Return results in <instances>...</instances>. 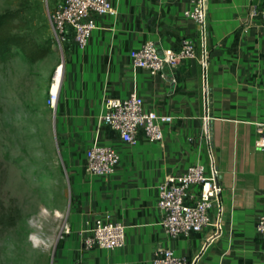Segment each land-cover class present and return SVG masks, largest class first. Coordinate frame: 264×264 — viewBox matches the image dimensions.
<instances>
[{
  "label": "crops",
  "instance_id": "0c3cea01",
  "mask_svg": "<svg viewBox=\"0 0 264 264\" xmlns=\"http://www.w3.org/2000/svg\"><path fill=\"white\" fill-rule=\"evenodd\" d=\"M111 2L115 13L94 15L96 27L85 48L77 45L71 27L58 45L65 69L59 98L50 107L71 199L54 264H152L160 247L193 264H264V237L256 229L264 213V148L256 145L264 120V0L208 1V137L198 58L166 67L162 76L134 67L131 57L147 41L159 50L178 49L183 38L197 43L198 24L184 14L191 0ZM134 92L145 110L171 117L162 124V140L150 141L140 127L136 142L129 143L100 122L108 98ZM95 141L118 151L113 173L88 172L86 152ZM211 154L223 185L224 231L204 248L212 228L170 235L161 224L158 198L167 175L199 162L209 171ZM105 213L126 226L125 245L86 248L83 236ZM212 213L216 218L218 208Z\"/></svg>",
  "mask_w": 264,
  "mask_h": 264
},
{
  "label": "built area",
  "instance_id": "2783aa9c",
  "mask_svg": "<svg viewBox=\"0 0 264 264\" xmlns=\"http://www.w3.org/2000/svg\"><path fill=\"white\" fill-rule=\"evenodd\" d=\"M209 0H191L192 7L185 10L186 17L192 18L199 27V40L194 42L183 38L178 49L159 50L154 41H147L131 52L132 64L136 68H145L151 74L165 75L166 67L174 68L185 58H198L203 69L202 92L206 106L203 116L204 136H209L210 102L209 49L207 6ZM115 13L111 0H61L50 12L52 34L57 45L65 39L66 30L71 27L77 45L85 48L94 28L96 14ZM264 19V6L260 9ZM65 69V60L61 58L55 66L49 84L48 102L55 106L59 95ZM170 116L160 115L153 110H145L143 98L132 93L126 98H108L100 115V122L118 130L122 139L129 143L136 142V132L142 127L150 141H160L164 134L162 124ZM256 145L264 148V120L258 123ZM87 170L93 175L111 174L120 159L118 151L95 141L86 152ZM210 169L204 163L190 165L184 172L169 174L159 185L158 206L163 212L161 224L172 236L189 234L212 228L204 248L217 240L224 231L223 205L221 193L223 185L219 182L218 168L211 154ZM192 186H198L192 191ZM218 208L217 217L213 209ZM257 232L264 237V213L256 223ZM126 243V226L112 218L110 213L98 216L91 228L83 236L86 248L95 246L113 249L121 248ZM264 258V249H263ZM196 261V258H195ZM152 264H193L187 257L181 256L171 248L160 247Z\"/></svg>",
  "mask_w": 264,
  "mask_h": 264
},
{
  "label": "rangeland",
  "instance_id": "374dc122",
  "mask_svg": "<svg viewBox=\"0 0 264 264\" xmlns=\"http://www.w3.org/2000/svg\"><path fill=\"white\" fill-rule=\"evenodd\" d=\"M59 1L0 0V12L20 11L22 32L52 46L34 63L22 53L0 62V264H54L69 223L68 173L48 102L61 59L50 22Z\"/></svg>",
  "mask_w": 264,
  "mask_h": 264
},
{
  "label": "trees",
  "instance_id": "16d2710c",
  "mask_svg": "<svg viewBox=\"0 0 264 264\" xmlns=\"http://www.w3.org/2000/svg\"><path fill=\"white\" fill-rule=\"evenodd\" d=\"M19 18V10L6 9L0 12V62L22 53L28 62L34 63L51 52L50 42L37 41L30 30L22 32L20 22H16ZM60 245L61 242L58 247Z\"/></svg>",
  "mask_w": 264,
  "mask_h": 264
},
{
  "label": "bare ground",
  "instance_id": "6f19581e",
  "mask_svg": "<svg viewBox=\"0 0 264 264\" xmlns=\"http://www.w3.org/2000/svg\"><path fill=\"white\" fill-rule=\"evenodd\" d=\"M39 240H38V238H35V242H38Z\"/></svg>",
  "mask_w": 264,
  "mask_h": 264
}]
</instances>
